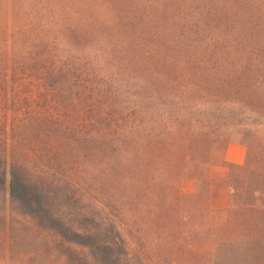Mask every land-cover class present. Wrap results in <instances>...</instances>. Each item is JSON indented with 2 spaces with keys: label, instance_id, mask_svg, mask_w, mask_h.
Returning a JSON list of instances; mask_svg holds the SVG:
<instances>
[{
  "label": "trees",
  "instance_id": "trees-1",
  "mask_svg": "<svg viewBox=\"0 0 264 264\" xmlns=\"http://www.w3.org/2000/svg\"><path fill=\"white\" fill-rule=\"evenodd\" d=\"M12 6L23 49L15 64L45 72L59 103L84 95L76 115L110 160L91 201L77 184L0 152V197L12 213L51 236L68 264H154L150 244L180 262L264 264V0ZM231 144L246 147L243 165L227 164ZM215 167L229 170L224 209L214 206ZM198 240L215 251L194 253Z\"/></svg>",
  "mask_w": 264,
  "mask_h": 264
},
{
  "label": "rangeland",
  "instance_id": "rangeland-1",
  "mask_svg": "<svg viewBox=\"0 0 264 264\" xmlns=\"http://www.w3.org/2000/svg\"><path fill=\"white\" fill-rule=\"evenodd\" d=\"M15 17L12 0L4 1L0 6V152L10 163L24 162L35 173H55L60 180L77 184L88 200L95 201L100 197L98 189L107 182L110 160L103 142L91 141L90 124L86 128L76 115L80 104L76 100L84 95L75 90L71 97L75 101L59 103L63 96L44 85L45 72H31L24 69L26 65L17 67L15 55L23 49L15 45L14 36L19 31ZM94 111L96 104L89 101L85 112ZM224 180L221 176L214 179L213 199L218 196L219 182H224L223 189H230L231 199L230 181ZM183 189L193 192L194 183L186 181ZM54 244L51 236L36 231L30 219L12 213L8 195L6 200L0 197V264H68L53 250ZM192 246L194 253L203 256L215 251L211 242L202 240ZM148 248L154 264H204L202 259L180 262L174 250L168 258H161L154 254L152 244ZM180 253L184 254V246Z\"/></svg>",
  "mask_w": 264,
  "mask_h": 264
},
{
  "label": "crops",
  "instance_id": "crops-1",
  "mask_svg": "<svg viewBox=\"0 0 264 264\" xmlns=\"http://www.w3.org/2000/svg\"><path fill=\"white\" fill-rule=\"evenodd\" d=\"M247 156V149L245 146L241 144H231L227 148L226 154H225V160L227 164H233V165H243L246 161ZM229 170L226 167H215L212 170V182H214V179L217 176H221V178L229 179ZM225 182V180H224ZM223 182V183H224ZM220 187H217L216 192L218 193V196L214 199L215 207L219 209H224L229 206L230 203V189H223L222 188V182ZM225 193V194H224Z\"/></svg>",
  "mask_w": 264,
  "mask_h": 264
}]
</instances>
